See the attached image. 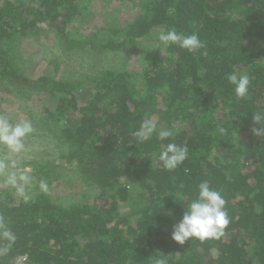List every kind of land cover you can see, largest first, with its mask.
<instances>
[{
	"label": "trees",
	"instance_id": "1",
	"mask_svg": "<svg viewBox=\"0 0 264 264\" xmlns=\"http://www.w3.org/2000/svg\"><path fill=\"white\" fill-rule=\"evenodd\" d=\"M106 1L132 8L101 42L71 38L85 0L0 2V88L26 99L48 93L52 106L37 119L46 144L60 145L56 159L24 160L35 177L30 201L0 184V215L18 237L0 264L24 253L29 264H153L160 254L168 264H264V137L252 133V114L264 110V0ZM171 28L203 47L159 44L137 74L103 60ZM46 32L76 58L95 53L85 81L24 73L16 47ZM235 71L251 77L243 99L227 81ZM145 118L173 130L163 143H187L177 169L157 159L155 135L143 144L131 135ZM48 170L62 185L78 182V195L40 192ZM204 181L221 192L230 223L218 240L179 245L172 227Z\"/></svg>",
	"mask_w": 264,
	"mask_h": 264
},
{
	"label": "clouds",
	"instance_id": "2",
	"mask_svg": "<svg viewBox=\"0 0 264 264\" xmlns=\"http://www.w3.org/2000/svg\"><path fill=\"white\" fill-rule=\"evenodd\" d=\"M155 38L163 48L178 45L194 53L203 47L197 34L185 35L177 32L175 28L160 32ZM227 81L234 86L237 97L243 99L249 95L251 77L247 72H231L227 75ZM252 120L259 125V128L252 129L253 135L264 137V110L254 112ZM34 131L31 119L12 121L6 114H0V150L3 151V155L0 156V184L14 189L25 202L32 199L35 184L34 175L24 167V155L28 151L25 141ZM131 135L140 144L151 141L155 135L161 142L157 159L167 171L177 169L187 158L189 151L187 143L183 145L174 141L163 143L170 140L174 132L169 128H159L156 120L143 119L139 128ZM36 186L42 193L49 189L46 180H40ZM229 223L230 217L225 208L224 197L220 191L212 188L208 181H204L198 185L195 198L184 208L182 218L173 225L171 239L179 245L193 238L201 242L209 239L218 240L224 235ZM17 239V234L9 226L7 217L0 215V258L8 256ZM16 264H29L28 254L18 255ZM153 264H168V258L160 254Z\"/></svg>",
	"mask_w": 264,
	"mask_h": 264
},
{
	"label": "rangeland",
	"instance_id": "3",
	"mask_svg": "<svg viewBox=\"0 0 264 264\" xmlns=\"http://www.w3.org/2000/svg\"><path fill=\"white\" fill-rule=\"evenodd\" d=\"M4 1V0H0ZM84 13L80 17L77 25V34L73 33L71 38L96 39L101 42L107 37L104 31L106 29H118L120 24L129 17V8L127 5L118 3H108L106 0H85ZM79 35V36H78ZM156 33L144 40L141 45H127L120 48L117 53L108 52L103 56V60L107 61L111 67H116L117 70H129L137 74L140 68L148 60L150 48L152 50L159 46L158 40L155 38ZM96 36V37H95ZM89 49V48H88ZM87 46L85 50L87 52ZM24 73L31 74L33 78L41 75L53 76L54 79H61L69 82H83L87 75H90L94 69L95 53L83 55L76 58L72 52L63 50L58 46L56 39L48 32L43 33L32 40H24L21 46L16 47ZM57 68V70H55ZM46 92L34 94L29 99L20 98L15 94L4 93L0 88V114H6L10 120L17 121L23 119H31L35 131L25 141L28 151L24 155V160L30 161L37 158L56 159L60 145L46 144L50 139L48 133L43 130L38 119L42 106H52L51 97ZM3 151L0 150V156ZM37 155H42L37 156ZM31 171L30 166L25 167ZM56 173L47 171L42 180H46L50 190H54V194H58L63 198L75 197L81 190L80 184L75 182L71 185H62L58 180ZM69 179V177L67 178ZM126 202V206H128ZM125 205V204H124ZM124 208H127V207ZM125 210V209H124Z\"/></svg>",
	"mask_w": 264,
	"mask_h": 264
}]
</instances>
